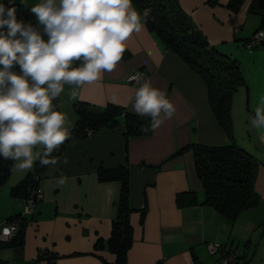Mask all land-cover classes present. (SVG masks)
Returning a JSON list of instances; mask_svg holds the SVG:
<instances>
[{
  "label": "crops",
  "instance_id": "crops-1",
  "mask_svg": "<svg viewBox=\"0 0 264 264\" xmlns=\"http://www.w3.org/2000/svg\"><path fill=\"white\" fill-rule=\"evenodd\" d=\"M251 1L242 0L234 10L231 0H177L211 45L233 51L258 29L259 18L249 10ZM142 24V30L127 40L116 69L102 73L92 84L73 86L77 95L71 94V99L96 110L112 104L135 114L132 103L124 104L134 96L136 86L129 78L140 72L143 80L173 103L174 116L148 135L126 137L121 122L107 132L70 140L57 164L49 165L39 180V198L31 211H26L23 197L10 193L17 180L5 183L0 188V225L17 215L27 222L23 243L0 246V260L9 264L114 263L116 256L107 241L117 214L120 182L101 178L99 172L126 165L128 205L133 209L127 264H222L220 253H209L207 243L231 248L240 264H264V143L250 124L255 109L264 108V48L237 55L247 71V88L241 87L235 95L232 114L234 126L241 119L247 123L239 143L257 158L255 190L260 200L232 222L208 205H177L182 193L203 199L192 151H178L193 143L222 145L227 136L211 110L204 79ZM62 175L67 181L60 186L57 181Z\"/></svg>",
  "mask_w": 264,
  "mask_h": 264
},
{
  "label": "clouds",
  "instance_id": "clouds-1",
  "mask_svg": "<svg viewBox=\"0 0 264 264\" xmlns=\"http://www.w3.org/2000/svg\"><path fill=\"white\" fill-rule=\"evenodd\" d=\"M30 12L35 26L18 20L15 6L0 3V157L13 161V172L31 170L37 161L40 166L57 164L51 154L70 137L66 118L53 101L65 84L79 88L114 71L127 40L149 16L147 9L141 14L133 8L132 0H40ZM129 79L136 86L124 106L132 103L136 115L150 117V127L141 130L154 133L176 109L141 74ZM71 94L77 95L75 90ZM250 124L264 143V108L255 109ZM37 146L42 151L34 155ZM66 181L62 175L57 184Z\"/></svg>",
  "mask_w": 264,
  "mask_h": 264
},
{
  "label": "trees",
  "instance_id": "trees-1",
  "mask_svg": "<svg viewBox=\"0 0 264 264\" xmlns=\"http://www.w3.org/2000/svg\"><path fill=\"white\" fill-rule=\"evenodd\" d=\"M241 2L242 0H231L229 6L235 10ZM0 3L7 7L15 6L18 20L37 25L36 17L30 12L33 4L15 1L13 4L9 0H0ZM132 3L141 14L145 9L148 10V19L143 22L158 36L165 48L177 54L204 79L211 110L227 136L226 143L222 145L193 143L178 151L182 152L185 149L192 151L194 167L203 189V199L198 200L195 193H182L177 196V205H208L233 222L243 210L255 207L260 200L255 190L257 158L242 145L239 146L232 132L233 95L239 88H247L243 69L235 58L220 53L208 42L191 18L180 9L177 0H132ZM249 10L259 18L258 29L255 32L259 30L264 32V0H252ZM250 38L246 39L243 45ZM261 47H264V39L255 49ZM76 66H79V62H73V67ZM13 70L19 71L18 68ZM53 104L59 111V98L55 99ZM73 107L77 119L72 126H68L70 138L51 154L52 157L58 158L70 140L107 132L121 122L126 127V137L151 133L141 130L143 127H150V117L132 114L122 107L110 104L102 110H96L79 100L73 103ZM12 164L13 161L0 157V188L10 174ZM48 166H40L38 161L35 162L33 170L11 187L12 196L23 197L26 200L34 189H37L38 182ZM99 174L101 178L120 182L117 214L112 222L107 246L116 256L114 263L111 264H127L126 255L132 243L129 214L133 210L128 205V168L126 165H120L100 171ZM15 218L19 220L15 235L8 242L0 243V246L4 244L18 246L23 243L27 220L20 215ZM0 264L9 263L0 260Z\"/></svg>",
  "mask_w": 264,
  "mask_h": 264
},
{
  "label": "rangeland",
  "instance_id": "rangeland-1",
  "mask_svg": "<svg viewBox=\"0 0 264 264\" xmlns=\"http://www.w3.org/2000/svg\"><path fill=\"white\" fill-rule=\"evenodd\" d=\"M241 42L242 41H237L236 43H238L240 45ZM214 47L220 53L225 54V55H228L231 58H235L239 62V64L241 65V67L243 69V72H246L247 73V71L244 69V67H243V65H242V63L239 60V58H238L237 55H238V53L240 51H245L246 53L250 52L248 49H246L242 45L238 46V48H236V51L228 50V49H225L224 50L223 47H221L220 45H217V46H214ZM263 48L264 47H262L260 49H257V50H254V51H258V50H261ZM245 79H246V77H245ZM72 87H73L72 85L65 84L64 85V91L59 96V105H58L59 106V111L66 118V120H65L66 127L72 126L75 123L76 119H77V116H76V113H75V110H74V107H73V101L71 99ZM238 91H242V88H239L234 93L233 98H232V103L234 102L235 95L238 93ZM242 107H243V110L242 111L244 113H247V111H246L247 110L246 109V105H242ZM232 120H233V128H232L233 136L235 137L236 142L240 146V143L239 142H241L244 139V137L246 135V132H247L246 131L247 130V123L244 122L243 119H241L239 121H236V124L234 126L233 114H232ZM37 151H42V146H37L36 148L33 149L34 155H35V153ZM34 164H35V162H34ZM34 164H33V168H34ZM48 167L44 170V173L47 171ZM33 168L31 170H28V171H15V172L10 171V174L7 177L5 183L11 184L14 180H17L12 185V187L15 186L16 184H18L27 175V172L32 171ZM3 187H4V185H3Z\"/></svg>",
  "mask_w": 264,
  "mask_h": 264
},
{
  "label": "built area",
  "instance_id": "built-area-1",
  "mask_svg": "<svg viewBox=\"0 0 264 264\" xmlns=\"http://www.w3.org/2000/svg\"><path fill=\"white\" fill-rule=\"evenodd\" d=\"M263 39H264V32L259 30L255 32L249 40L245 42L244 47L248 50L255 49L261 45V42L263 41ZM137 74L142 75V73L140 72L134 75H137ZM38 198H39L38 191L37 189H34L32 194L29 197H27L25 200V205H26L25 208L27 212L31 211V208L34 206V203ZM18 226H19V220L16 218L12 217L4 221L0 225V243H5V242H8L10 239H12V237L15 235L18 229ZM5 228H8L10 230V234L8 235L4 234ZM206 246H207L209 253L211 254L220 253V256L223 258L222 264H240L241 263V260L231 250V248H227L226 246L221 245L219 243H207Z\"/></svg>",
  "mask_w": 264,
  "mask_h": 264
}]
</instances>
